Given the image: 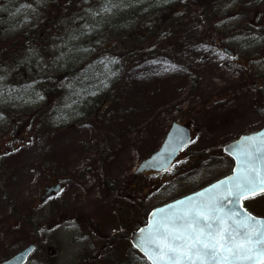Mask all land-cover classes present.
<instances>
[{"label": "rangeland", "instance_id": "374dc122", "mask_svg": "<svg viewBox=\"0 0 264 264\" xmlns=\"http://www.w3.org/2000/svg\"><path fill=\"white\" fill-rule=\"evenodd\" d=\"M207 1L201 8L193 7L187 23L179 29L172 44L169 42L171 55L157 61L151 58L153 62L143 66L138 59V64L123 74L121 86L113 100L108 96L104 106L108 104L99 116L88 118L81 114L80 106L71 104L63 113L60 111L56 123L48 122L49 134L38 133L35 127L39 122L31 127L25 116L41 107L43 93L39 87L43 79L65 72L62 64L78 66L90 56L81 47L82 39L69 42L61 56L53 45L58 60L32 48L23 53L17 64L0 71V103L5 106L0 111V260L11 254L5 249L9 244L3 243L7 242V236L17 244L39 245V252L28 264H79L90 248V241L99 240V234L82 223L79 225V218L70 216L76 212L99 225L97 230L103 236L116 233L114 210L125 212V202L120 193L104 187L99 175L101 168L108 170L117 184L133 186L129 188L132 194L126 193V198L135 201V210L141 218L146 217L140 210L143 205H138L141 202L146 203L144 208H149L194 191L229 172L230 164L221 159L223 146L242 133L264 126V105L259 102L258 94L260 87L264 89V6L256 8L264 0ZM242 1L244 4H240ZM45 2L0 0V62L2 56L10 57L12 51L6 40L39 23ZM111 10L106 0H84L80 12L88 15L90 23L92 14L110 21L115 17ZM78 22L72 27L73 22L65 21L64 28L69 31L66 36L79 35ZM89 23L83 32L90 37L100 25L96 21ZM20 66L26 68L24 85L19 86L13 79L6 93L11 72L17 70L20 74ZM28 81L31 82L25 84ZM14 95L19 98L10 103L8 97ZM185 119H192L207 134L216 133L213 141L204 145L209 148L202 145L189 150L205 149L209 156L221 160L214 166L206 164L209 157L204 164L194 160L189 163L188 173L179 168L159 175H136L139 164L161 145L172 123H183ZM17 120L21 122L14 128ZM46 173L57 178H47ZM49 181L63 182L64 188L51 216L46 218L52 203L43 204L40 196ZM137 181L142 182V188L133 185ZM245 206L264 215V196ZM22 214L27 224L22 227L17 224L18 231H14L11 220H18ZM34 215L39 219L35 228L28 222ZM8 224L12 225L6 228ZM2 229L6 232L13 229V233L6 235ZM126 235L118 249L135 257L129 243L130 232ZM133 264L149 263L142 260Z\"/></svg>", "mask_w": 264, "mask_h": 264}, {"label": "trees", "instance_id": "16d2710c", "mask_svg": "<svg viewBox=\"0 0 264 264\" xmlns=\"http://www.w3.org/2000/svg\"><path fill=\"white\" fill-rule=\"evenodd\" d=\"M106 1L108 2V7L112 8L111 11L114 12L115 17L110 21H105L101 16L92 14L93 21L98 22L100 27L97 33L90 37L86 32H83L89 23L88 15L80 12L84 0H46L40 22L34 23L24 31L17 33L12 40H6L11 45L12 51L9 53L10 57H1L3 61L1 59L0 71L2 72L9 69H6L5 66L17 64L23 53L32 48H36V51H42L46 54L49 53L53 59L58 60V56L54 55V48H51L53 45L58 50L59 56H61L63 55L62 52L67 50L69 42L82 39L81 47L90 53V56H86L78 66L73 67L70 64H62L61 67H63L65 72L57 76L46 77L41 81L39 87V90L41 89L40 93H43H41V107L25 116V120H29V126L31 127L35 125V122H39L35 127L38 133L48 132L47 134H49L48 122L53 120L56 123L59 119L60 111L63 113L71 104L80 106V109H83L82 111L80 110L81 114L88 118L99 116L108 104L106 102L104 106L108 96L109 100H113L116 89L121 86L124 79L123 74L129 68H133L138 64V59L141 66H143L153 62L151 58L157 61L164 59L162 57L171 55L172 46L169 45V42L172 44L171 41L174 36H177L179 29L187 23L190 11H192L193 7L201 8L203 3H209L207 0H188L191 4L186 3V0L173 1V3L172 1L164 0ZM240 4H244L243 1ZM261 4L264 6V3H260L256 8ZM113 6H115L114 10ZM185 9L186 11H184ZM66 20L73 22L72 27H74L76 20L79 21V35L72 38L66 36V33H69L64 28ZM93 21L89 24H92ZM18 70L20 74L17 70L13 71V73L11 72L8 84L5 87L6 93L13 79L17 80L19 86L24 85L26 68L20 66ZM1 77L2 75H0ZM30 82H25V84L28 85ZM104 84L108 86L106 87ZM78 93H83L84 96L79 97ZM110 93H112V97ZM258 93L263 102L264 89L262 87L259 88ZM91 94H95V96L100 94L102 96L98 97L101 100L98 105L94 106L89 102L88 97ZM8 99L10 103H15L18 100L15 96L8 97ZM2 104L0 103V111L5 108ZM15 109L13 108V110ZM50 117L51 119H49ZM20 122L18 120L14 122V128ZM57 127L63 128L60 125H57ZM99 175L102 176L103 181L101 180V182L105 187L120 193L119 196L125 202L126 211L121 214L119 208L114 210L116 233L114 232L111 236H103L97 230L99 225L92 223L82 213L76 212V214H73V218H79L77 220L79 225L82 223L92 232L98 233L99 241L101 240L100 242L103 243L96 250L91 249V243L90 248H87V253L81 257L79 264H133V262L146 261L136 250H133L135 257H130V254L125 253L124 249L121 251L118 249V246H122L123 240L127 238V232L145 222V217L141 218L135 210V201L126 198L128 195L126 193L132 194L129 188L133 189V186H128V183L117 184L110 178L108 170L103 168L99 169ZM141 183V181H137V184L133 185L142 188ZM147 204H149V201ZM138 205L145 206L146 203L141 202ZM143 206L140 210H142V215L145 214L146 216L147 209L152 206L149 208H144ZM135 212L137 213L135 218H137L138 224H136L137 220L133 219ZM35 215L28 218L29 225L34 228L39 225V219ZM50 216L47 211L45 217ZM120 233L125 236H121Z\"/></svg>", "mask_w": 264, "mask_h": 264}, {"label": "snow or ice", "instance_id": "6c2138e0", "mask_svg": "<svg viewBox=\"0 0 264 264\" xmlns=\"http://www.w3.org/2000/svg\"><path fill=\"white\" fill-rule=\"evenodd\" d=\"M257 190L264 192V179L259 181L257 189L256 182L244 176L226 187L227 196L190 200L187 204L181 201L183 208L165 213L150 225L153 232L148 242L155 245L160 260L167 258L171 264H180L183 260L193 264L197 260L220 264L240 258L242 253L253 251L254 243L264 245V232L250 228V217L237 221L239 212L225 214L222 201L230 196L248 198ZM257 250L264 251V248ZM243 258L251 259L250 256Z\"/></svg>", "mask_w": 264, "mask_h": 264}, {"label": "water", "instance_id": "95a60500", "mask_svg": "<svg viewBox=\"0 0 264 264\" xmlns=\"http://www.w3.org/2000/svg\"><path fill=\"white\" fill-rule=\"evenodd\" d=\"M190 139L191 134L189 128L180 123H174L167 133L162 146L141 163L137 172H143L146 170L162 171L169 168L180 151L188 145ZM224 150L235 160V167L230 175L221 178L196 192L154 208L150 211L147 222L137 230L131 232V243L145 255L151 264H171L167 258L160 260L155 245L148 242L151 240L149 234L150 232H153L150 225H154L156 220L160 219L165 213L183 208L184 205H181V201H184L185 204H187L190 200L200 201L209 197L227 196L225 191L226 187L233 184L238 178L244 176L255 181L258 189L259 181L264 179V129L257 133L244 135L238 141L226 146ZM201 193L204 195L201 196ZM261 193L263 192L257 190L255 195ZM244 199L246 198H240L237 196H230L224 199L222 201L224 213L227 214L229 211L233 213L239 212L240 215L236 217L237 221H246L247 218L250 217L252 219L250 228L258 232H264V217L255 216L247 211L243 206ZM252 247L253 251L242 253L240 258L233 259L230 262L221 261L220 264H263L264 251H258L257 249L264 248V245L254 243ZM35 248L36 246L31 244L0 264H25ZM224 255L228 254L224 253ZM243 256H250L251 259H244ZM180 264H193V262L183 260ZM195 264H208V261L197 260L195 261Z\"/></svg>", "mask_w": 264, "mask_h": 264}, {"label": "flooded vegetation", "instance_id": "af4514ba", "mask_svg": "<svg viewBox=\"0 0 264 264\" xmlns=\"http://www.w3.org/2000/svg\"><path fill=\"white\" fill-rule=\"evenodd\" d=\"M224 51V50H223ZM183 124H186L188 126V128L190 129L191 131V141H190V144L181 152V156L178 157V159L173 163V165L168 169L169 171H174L176 172L179 168L183 171V173H188V166H189V163L190 162H193L194 160L195 161H199L200 164H204L205 162V159L207 157H209V162H207L206 164H212V166L216 165V163H218L221 159H223L224 161L228 162L230 164V170L229 172L227 171L226 174H222L220 177L210 181L209 183L207 184H210L218 179H220L221 177L229 174L232 172V169H233V166H234V161L232 158H230L228 155L224 154L223 153V156L221 157H211L209 156V151L208 150H205V149H201V150H194V151H191L189 150L191 147L193 146H197V147H201L202 145H209L212 141H213V138H215L216 136V133H212V134H207L203 128H199L198 125H196L194 123V121L192 119H185L183 121ZM23 129H25V125L23 126ZM26 131V129H25ZM20 133V131H19ZM242 134H245V133H242ZM242 134H240L238 137H236L235 139H233L232 141H235L237 140ZM230 141V142H232ZM228 142V143H230ZM215 143H216V139H215ZM226 143L223 148L228 144ZM216 145V144H215ZM205 147H208L209 146H204ZM208 155V156H207ZM211 166V168H212ZM167 170V171H168ZM226 172V171H225ZM224 172V173H225ZM146 173H157V172H153V171H150V172H146ZM45 175H47V178H50L49 176V173H46ZM57 178V177H56ZM50 179H54V178H50ZM61 179H64V178H61ZM60 180V179H59ZM65 180V179H64ZM54 182V181H53ZM52 181H49L48 184H45L44 187H43V190H42V194L40 196V201L43 203V204H49V203H52V205L50 207H53V205H56L54 203H56L57 200H59L61 198V193L63 191V187H64V183L63 182H54V184L52 185ZM207 184L203 185V186H206ZM202 186V187H203ZM201 188V187H200ZM198 190V189H196ZM192 192V191H191ZM39 201V202H40ZM13 223H14V226H13V229L14 231H18V227L16 226L17 224H21L20 227H22V225H26L27 224V218H24L23 214L21 215V217L16 220V221H13L11 220ZM12 224H8L6 228L10 227ZM17 228H16V227ZM13 229L10 231V232H6L2 229V232H5L6 235H8L9 233L12 234L13 233ZM44 232V231H43ZM10 236V235H9ZM99 237V236H98ZM7 242L3 241V243H7L9 245L5 246V249L7 251H11V254L8 255L7 257L5 258H2L0 260V263L3 262L4 260L10 258L11 256H13L14 254H16L17 252L21 251L23 248H25L29 243H26L24 245H21L20 243L17 244L16 241H11L10 242V237H7L5 236ZM51 240H52V236L49 237ZM2 239V238H1ZM100 239V237H99ZM101 241V240H100ZM99 240H96V241H93L91 240L90 241V246H91V243H92V246H91V249L92 250H96L99 246H102L103 243L100 242ZM1 243V242H0ZM55 243V241L53 242L52 240V244ZM37 247V251H38V246ZM39 252V251H38ZM35 254V252L31 255V257ZM104 256V255H103ZM31 259V258H30ZM40 262H43L42 259L40 258ZM29 263V262H28ZM27 263V264H28Z\"/></svg>", "mask_w": 264, "mask_h": 264}, {"label": "bare ground", "instance_id": "6f19581e", "mask_svg": "<svg viewBox=\"0 0 264 264\" xmlns=\"http://www.w3.org/2000/svg\"><path fill=\"white\" fill-rule=\"evenodd\" d=\"M57 72V71H56ZM58 75H59V73H58ZM13 94V93H12ZM20 95V97H22L23 95H21V94H19ZM19 95H18V97L16 96V95H14L15 97H17V98H19ZM80 95H81V93H80ZM80 95H79V97H80ZM88 99H89V102L90 103H92L94 106L95 105H98V103L101 101L99 98H97L96 96H95V94H91L89 97H88Z\"/></svg>", "mask_w": 264, "mask_h": 264}]
</instances>
